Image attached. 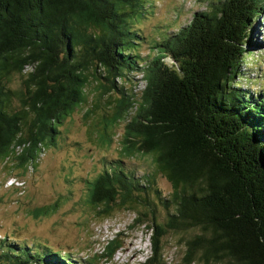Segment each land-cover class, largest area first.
<instances>
[{
    "label": "trees",
    "instance_id": "obj_1",
    "mask_svg": "<svg viewBox=\"0 0 264 264\" xmlns=\"http://www.w3.org/2000/svg\"><path fill=\"white\" fill-rule=\"evenodd\" d=\"M206 3V11L150 48L135 20L147 16L151 0H0V159L15 155L18 167L35 168L88 103L93 83L101 96H115L109 121L126 122L124 156H152L156 169L139 180L105 159L87 201L104 219L130 210L134 224L153 231L144 264H165L169 231L185 236L187 264H264V85L248 94L238 88L247 59L262 45L264 0ZM15 76L24 89L13 88ZM136 79L143 86L129 95L125 86ZM157 174L172 185L169 199ZM150 191L167 211L164 224ZM52 210L35 209L33 216ZM1 239L0 264L92 262L70 247ZM120 248L110 242L104 259Z\"/></svg>",
    "mask_w": 264,
    "mask_h": 264
},
{
    "label": "rangeland",
    "instance_id": "obj_2",
    "mask_svg": "<svg viewBox=\"0 0 264 264\" xmlns=\"http://www.w3.org/2000/svg\"><path fill=\"white\" fill-rule=\"evenodd\" d=\"M145 18L137 16L136 28L145 32L149 47L156 45L164 33L190 23L197 11H206V0H151ZM155 10V11H153ZM258 40L262 45L250 56L245 75H240L238 88L248 94L251 89L259 91L264 85V21L260 19ZM165 32L161 33L160 31ZM150 49L143 48V56ZM254 59V60H252ZM30 72L31 69L28 68ZM250 73V74H249ZM249 74V75H247ZM140 78V76H139ZM143 82L133 80L125 86L131 95ZM14 89H24L23 79L15 76ZM134 88V89H133ZM139 89V88H138ZM88 103L77 109L63 126L56 145H46L36 167L24 170L18 167L16 156L0 159V241L15 239L28 243L42 242L68 250L91 264H144L153 253V231L143 225L134 224L137 214L125 209L115 210L110 218H102L88 203L89 181L96 179L106 168L105 159L113 162L109 167H118L114 161L136 173L142 180L144 173L156 169L152 156H124L125 120L113 125L118 102L115 96H101L97 85L89 89ZM239 92V94H242ZM16 107L19 102L14 103ZM135 111V110H134ZM112 139L109 145L102 142ZM21 153L22 147L17 149ZM108 169V165H107ZM157 187L165 199L173 192L171 183L162 175H156ZM149 199L156 207V220L164 224L167 217L165 207L150 191ZM53 208L41 218L33 216V210ZM143 212H147L143 207ZM150 219L151 214L149 213ZM185 236L169 231L163 239L165 264H187L185 261ZM117 241L121 248L112 260H105L108 244ZM109 261V262H108ZM202 264V263H198Z\"/></svg>",
    "mask_w": 264,
    "mask_h": 264
},
{
    "label": "built area",
    "instance_id": "obj_3",
    "mask_svg": "<svg viewBox=\"0 0 264 264\" xmlns=\"http://www.w3.org/2000/svg\"><path fill=\"white\" fill-rule=\"evenodd\" d=\"M141 89V88H140ZM140 89H137V90H140Z\"/></svg>",
    "mask_w": 264,
    "mask_h": 264
}]
</instances>
